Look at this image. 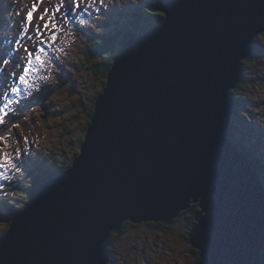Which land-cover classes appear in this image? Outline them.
<instances>
[{
    "label": "water",
    "instance_id": "obj_1",
    "mask_svg": "<svg viewBox=\"0 0 264 264\" xmlns=\"http://www.w3.org/2000/svg\"><path fill=\"white\" fill-rule=\"evenodd\" d=\"M123 43L68 171L29 195L0 264H106L124 222L168 225L198 206V264H264V191L229 139L231 91L264 32V0H168Z\"/></svg>",
    "mask_w": 264,
    "mask_h": 264
},
{
    "label": "rangeland",
    "instance_id": "obj_2",
    "mask_svg": "<svg viewBox=\"0 0 264 264\" xmlns=\"http://www.w3.org/2000/svg\"><path fill=\"white\" fill-rule=\"evenodd\" d=\"M84 3V0H81ZM73 0L69 1V5H72ZM135 5V4H134ZM136 6V5H135ZM160 9V8H159ZM1 11V9H0ZM146 24L143 25L145 30H151L150 28L157 26V21L153 14L144 13L143 15ZM165 18H162L161 23L158 26H162ZM151 25V27H149ZM128 26V25H127ZM126 27V26H125ZM65 32H62L59 37V41L67 47L72 55H70V63L77 58L78 53L84 49V46L80 44L79 39H71L68 37L67 25L65 24ZM135 33H137L135 31ZM139 38L143 36L138 32ZM258 37L259 41L264 44V32L257 34L254 37ZM27 45H25L26 47ZM253 47V46H252ZM27 48V47H26ZM25 48V49H26ZM30 51V48H27ZM24 47L14 55L18 65L13 68V74L9 77L10 80L19 81V76L24 73L26 68V55L24 53ZM253 56L246 58L242 62V73L239 81L242 82L241 88L234 94L240 102H236L234 106V113L231 117L230 124L234 127L232 132L234 138L245 145L246 149H251V155L253 160H259V164L264 163V54L257 55L255 48L253 47ZM93 66L96 62H92ZM38 72V71H36ZM42 74L39 79L43 82L53 78V68L48 65L45 71L41 70ZM56 73V71H55ZM81 73L85 74V78L82 80ZM80 76V77H79ZM75 77L80 78L82 81L78 85L72 86V91L78 97H81V101L85 102V97L91 96L94 93H98L97 89L99 83L103 80L101 75H94L89 73V68L83 72H79ZM74 77L71 79L73 80ZM32 82V81H30ZM85 84V86H83ZM8 96L14 94L11 91V87L8 86ZM3 96V95H2ZM0 96V98H2ZM96 97V96H95ZM56 100L54 102L48 100L42 107L38 108L36 112H33L29 119L24 121L22 126H19L14 131L10 132L7 143L0 140V157L4 152H8L12 158L17 156L18 159L22 157L27 165L31 163H38L41 158L49 153V158L45 164V167L53 172L58 165L65 166L71 158L75 157L76 149L79 145L73 142V138L78 137V130L80 124L85 119L83 114L85 110L90 111V108L85 109L84 106L79 110H69L61 114V120L59 116L55 115L61 113V109L65 103V95L63 93H57L55 95ZM77 100V99H76ZM89 100V99H88ZM87 100V101H88ZM79 101V99H78ZM86 101V102H87ZM3 105L6 101L3 100ZM9 114V113H8ZM42 116H47L42 118ZM10 121V120H9ZM230 126V125H229ZM84 128V126H83ZM21 141L25 142V150L23 153L21 150ZM80 153V152H79ZM18 154V155H17ZM36 165H30L33 168ZM22 194L14 193L10 200L5 202L0 208V232L4 231L7 227V222L3 219L11 213L16 203L22 202ZM24 197V196H23ZM21 204L15 205L16 209H19ZM191 212V211H190ZM191 216V213L185 214L184 217ZM185 218V219H186ZM131 224L130 222H127ZM179 223V222H176ZM170 224V222H169ZM168 224V225H169ZM138 227H129L127 233H123L114 239H111L112 243H104L103 249L107 257V263L111 264H198L196 263L199 258L198 251L195 255L193 248L185 239V235L189 232L190 224L185 220L178 225H175L173 229L159 228L154 231H150V228L144 227L143 223L138 224ZM6 227V228H5Z\"/></svg>",
    "mask_w": 264,
    "mask_h": 264
},
{
    "label": "trees",
    "instance_id": "obj_3",
    "mask_svg": "<svg viewBox=\"0 0 264 264\" xmlns=\"http://www.w3.org/2000/svg\"><path fill=\"white\" fill-rule=\"evenodd\" d=\"M164 1L167 0H152L150 2V6L149 7H142L141 10L137 11L136 15H132L131 18L128 20L126 27H124L121 30H118L117 32H115L112 35H108L105 38H101L98 39V36L92 37L90 36H80L77 37L74 33L70 34V37L72 39H79L80 44H82L84 46V49L82 51H80V53H78L77 58L73 61V63H71L70 65H65V71L68 75V77L70 79H72L74 77L73 80L67 81L62 80V81H58L57 82V78L55 77V73L53 74V78H51L48 81V86L47 89L40 93L41 91H39V88L37 89V91H39L37 93L36 96L33 97L34 101H37V103L35 105H38L41 103L42 99L44 100L45 96L47 97L48 100L54 102L56 100L55 95L58 93H63L66 97L65 99V103L63 105L61 109V113L60 114H56V110H55V115L59 116V118L61 117V114L63 112L66 111H71V110H79L80 112H82L80 109L82 108V106L85 107V109L90 108V111L88 113V110L84 111V115H85V119L83 122V118L82 119V123L80 124L79 130H78V137L77 138H73V142L77 145H79V147L76 149L77 151V155L79 154L80 151V147L82 146L83 142H84V138H85V133L87 128L89 127L90 123H91V118L94 114V105H95V100L97 98L98 95L101 94L103 88L106 85V81H107V74L108 71L110 70L111 64L113 62V60L120 55L121 51H122V45L125 41L133 39L135 37L138 36V32L144 34L145 30L143 28V25L146 24L144 21H142V19L145 17L142 15L143 12L147 13V14H153V16L155 17V20L157 21V24L159 25L161 23V20L163 17L162 13L159 11V7H161L162 3ZM1 2V1H0ZM142 21V22H141ZM142 23V24H141ZM149 27H151V25H149ZM156 27V26H155ZM155 27L150 28L151 30L154 29ZM73 29V28H72ZM79 29V27H78ZM135 31L137 33H135ZM92 34L95 33V30H91ZM49 44L45 45L46 49H50V47L48 46ZM253 47L256 50V54L262 55L264 54V44H262L259 41V38L256 37L255 40H253L252 42ZM60 51L57 52L55 54L56 57L64 59L66 62L70 60V55L69 52L67 50L63 49H59ZM73 53V52H71ZM54 56V57H55ZM55 57V58H56ZM92 62H96V65L93 66ZM73 66V67H71ZM89 68V73L92 72L94 75H101V79L103 80V84L102 82L99 83L97 92L98 93H94L91 96H86L84 100H88L87 102L85 101H81V97H78V95H75L72 91V86L73 83L76 82L78 85L81 83V81L85 78V74L81 73V78L75 77V75L81 71L85 72L87 69ZM243 75V73H242ZM80 77V76H79ZM242 82L239 81L237 83V85L234 87V89L231 91V95L233 100L236 102H240V100L238 98H236L234 96L235 92L237 90H239L241 88ZM83 86H85V84H83ZM35 90V89H33ZM40 93V94H39ZM96 96V97H95ZM77 99V100H76ZM79 99V101H78ZM17 106V105H16ZM19 110L24 114H22L21 112H19L20 114H22V116L28 115L33 108H31V105H25L22 108H19ZM43 118V116H42ZM21 120L17 121L18 123L21 122ZM232 121V119H231ZM234 124V123H232ZM232 124H230L229 126V139L231 141V143L237 147V150L245 157V159L248 161V165L252 168V170L258 175L259 178V182L262 185V188L264 190V163L263 164H259V160H253L254 157L251 155V149H246L245 145H243L241 142L237 141L234 138V134L232 132L233 130V126ZM84 126V128H83ZM7 127L5 126L4 129H6ZM76 155V156H77ZM73 158L70 159L69 162H67V165L62 166V165H58L57 168L51 172L50 170H48L47 168H45L44 165L42 166V171H39L38 169H35L32 172V175L30 178L28 177H24V183H27L26 185V190L28 192L25 193V199L28 198V195L31 192H34L38 186L40 185V183L47 179V178H56L58 176H60L61 173L66 172L69 170V168L71 167ZM21 172V171H19ZM54 174V175H53ZM18 205L19 204H15ZM191 211V212H190ZM198 212V206L197 205H191L188 210L181 212L177 217H175L174 219H172L171 223L169 225H165L163 223H153V222H143L144 227H148L150 228V231H154L156 229L159 228H165V226H167V228L173 229L175 225L180 224L181 222H183L185 220L186 224L187 221L190 224V229H192V227L196 224V220H195V215ZM191 213V216H187L184 217V215ZM186 218V219H185ZM11 221V218L9 217L8 219V224ZM179 222V223H176ZM141 224V223H139ZM138 224H128L127 222H124L121 230H120V234L122 235L123 233H127V230H129V227H138ZM8 228L5 231H1L0 232V237H2L6 232H7ZM191 230H189V232L185 235V239L188 241V237H189V233ZM117 234H112L111 238H109L107 240V244H111L112 241L111 239H114L119 236ZM106 243V242H105ZM198 261V258H197ZM196 261V263H197ZM107 264H111L110 260Z\"/></svg>",
    "mask_w": 264,
    "mask_h": 264
},
{
    "label": "snow or ice",
    "instance_id": "obj_4",
    "mask_svg": "<svg viewBox=\"0 0 264 264\" xmlns=\"http://www.w3.org/2000/svg\"><path fill=\"white\" fill-rule=\"evenodd\" d=\"M80 2L81 0H73V3L75 4L76 8L80 7ZM95 2L96 0H92V3L89 6L90 7L93 6ZM38 3H43V0H38ZM64 3H65V0H60L58 6L54 10H45L43 13L40 14L39 20L44 21L42 28L39 24L35 25V30L40 35H43L44 32L53 33L50 36L51 43L48 45L49 47H51L52 44H54L57 40V36L54 33L62 27L61 22L59 20H56V14L60 12L61 8L64 6ZM38 10L39 9L37 8L36 4H34L32 10L27 13L26 27H24L23 29V32L25 35L28 33L29 29L33 27L34 13ZM21 39H23V37H21ZM41 43L43 44L45 43V41L41 40ZM21 47H23V45H21ZM25 51L28 52V67L25 68L24 73L19 76L20 84H27L25 77L28 75L29 71L32 70V65H33L32 57L34 53L31 51H28L27 49H25ZM39 53H43L44 56H47L48 53L45 51L44 47H40L38 49V53L35 54V61L39 62L40 66L43 67L45 61L41 59V56ZM28 87H32V85L29 84ZM11 91L16 93L17 95L20 93V89L18 87H13ZM2 99L6 101V103H4L3 107L0 108V113H2L0 114V125H3L5 123V117L8 115V110L10 109V106L13 103L18 102V101L9 99L7 92L3 94ZM8 139H9L8 136L0 137V140L4 141L5 143H7ZM15 167L16 165L13 163L12 156L8 152H4L3 156L0 157V168H3L5 169V171H7L8 168H15ZM0 175H3V173H0Z\"/></svg>",
    "mask_w": 264,
    "mask_h": 264
},
{
    "label": "clouds",
    "instance_id": "obj_5",
    "mask_svg": "<svg viewBox=\"0 0 264 264\" xmlns=\"http://www.w3.org/2000/svg\"><path fill=\"white\" fill-rule=\"evenodd\" d=\"M236 149H237V147H235ZM238 151V150H237ZM131 223V222H130ZM143 223V222H142ZM144 223H146V222H144ZM131 224H133V223H131ZM135 225V224H134ZM190 244V243H189ZM192 247V246H191ZM197 255H199V253L197 254ZM198 260H199V258H198ZM197 263H198V261H197Z\"/></svg>",
    "mask_w": 264,
    "mask_h": 264
},
{
    "label": "flooded vegetation",
    "instance_id": "obj_6",
    "mask_svg": "<svg viewBox=\"0 0 264 264\" xmlns=\"http://www.w3.org/2000/svg\"><path fill=\"white\" fill-rule=\"evenodd\" d=\"M189 230H191V229H189ZM193 252H194L195 255L197 254V252L195 250H193Z\"/></svg>",
    "mask_w": 264,
    "mask_h": 264
},
{
    "label": "bare ground",
    "instance_id": "obj_7",
    "mask_svg": "<svg viewBox=\"0 0 264 264\" xmlns=\"http://www.w3.org/2000/svg\"><path fill=\"white\" fill-rule=\"evenodd\" d=\"M54 175V174H53Z\"/></svg>",
    "mask_w": 264,
    "mask_h": 264
}]
</instances>
